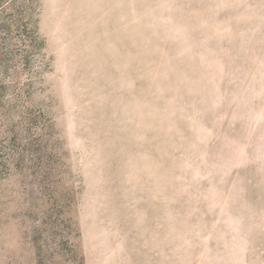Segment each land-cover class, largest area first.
Masks as SVG:
<instances>
[{
    "label": "rangeland",
    "instance_id": "1",
    "mask_svg": "<svg viewBox=\"0 0 264 264\" xmlns=\"http://www.w3.org/2000/svg\"><path fill=\"white\" fill-rule=\"evenodd\" d=\"M0 264H264V0H0Z\"/></svg>",
    "mask_w": 264,
    "mask_h": 264
}]
</instances>
